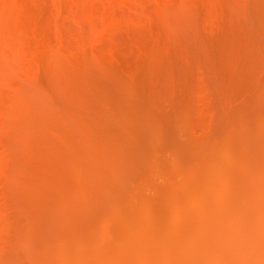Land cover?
Here are the masks:
<instances>
[{
	"label": "rangeland",
	"instance_id": "374dc122",
	"mask_svg": "<svg viewBox=\"0 0 264 264\" xmlns=\"http://www.w3.org/2000/svg\"><path fill=\"white\" fill-rule=\"evenodd\" d=\"M263 113L264 0H0V257L27 250L14 240L26 234L18 228L21 209L37 203L38 191L51 193L40 199L51 205L57 189L101 190L96 178L105 173L107 152L125 156L123 146L146 137L137 154L145 153L155 131L180 126L188 115L194 136L214 124L220 141L246 142L247 152L260 156ZM233 156L215 162L228 169ZM249 165L236 186L255 180ZM141 191L125 198L132 202ZM258 202L241 201L242 223L228 216L235 234L223 226L215 231L226 236L220 241L178 240L171 253L260 252ZM167 252L156 251L161 260ZM202 252L199 259L209 256ZM242 259L228 264L262 262Z\"/></svg>",
	"mask_w": 264,
	"mask_h": 264
},
{
	"label": "bare ground",
	"instance_id": "6f19581e",
	"mask_svg": "<svg viewBox=\"0 0 264 264\" xmlns=\"http://www.w3.org/2000/svg\"><path fill=\"white\" fill-rule=\"evenodd\" d=\"M185 117L180 126L155 131L156 140L145 153L137 154L140 153L139 148L146 145V140L148 142L149 139L143 141L146 137L123 146L124 150L129 149V154L125 156L110 158L107 152L102 161L105 173L96 178L102 183L103 189L96 192L57 189L54 193L52 190L55 200H52L51 205L40 201L46 195L51 197V193L38 191L37 203L34 206L25 205L21 209L25 218L18 228L19 232L26 234L22 236L16 230L18 237H21L14 240L27 250L21 249L23 253L18 250L16 255L14 251H11L13 255L1 251L4 252L1 254L4 259L2 262L151 264L160 255L159 262L155 264H228L229 260L239 262L246 256L251 259L258 257L262 262L257 264H264V247L263 251L253 252L254 256L248 254L244 246L245 252L235 250L237 254L234 251L228 253L231 256L219 254L215 250L217 247H210L217 255L211 251L212 254L207 253L210 249L208 246L205 250L195 249V254L182 256L181 253H171L178 240L191 241V237L199 235H211L218 239L219 234L215 236V231L223 226H229L235 234L237 231L227 218L234 214L237 218L234 224L240 221L239 215L243 211L241 201L246 196H254L261 201L258 203L263 205L264 210V155L252 156L247 152L246 142L220 141L214 124L200 137H196L187 123L188 115ZM241 129L246 131L247 127L241 126ZM235 148H242L243 153L233 156ZM220 156H233L235 165L222 169L215 162ZM167 163L171 165L169 168L165 167ZM247 165L255 180L246 186H236V179L247 175ZM157 168L160 175L155 178L154 170ZM257 185L261 186L263 192L254 191ZM245 187L247 189L244 190ZM143 188L146 191L139 192L134 201L125 198L129 190L139 191ZM157 250H166L169 254L167 252L165 257L163 253L165 258L161 260ZM198 252L209 256L202 255L204 259H199ZM210 255L213 258L210 259ZM152 257L156 258L153 260ZM140 258L144 260L140 262Z\"/></svg>",
	"mask_w": 264,
	"mask_h": 264
}]
</instances>
